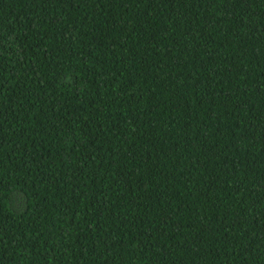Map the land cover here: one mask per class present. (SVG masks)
<instances>
[{
	"label": "trees",
	"instance_id": "1",
	"mask_svg": "<svg viewBox=\"0 0 264 264\" xmlns=\"http://www.w3.org/2000/svg\"><path fill=\"white\" fill-rule=\"evenodd\" d=\"M0 264H264V0H0Z\"/></svg>",
	"mask_w": 264,
	"mask_h": 264
}]
</instances>
